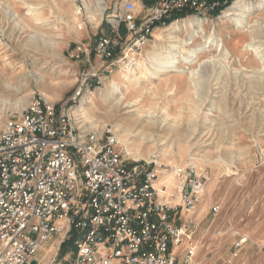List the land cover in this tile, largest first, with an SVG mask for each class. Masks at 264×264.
Returning <instances> with one entry per match:
<instances>
[{
  "label": "rangeland",
  "instance_id": "1",
  "mask_svg": "<svg viewBox=\"0 0 264 264\" xmlns=\"http://www.w3.org/2000/svg\"><path fill=\"white\" fill-rule=\"evenodd\" d=\"M103 2V15L91 20L89 0H0V122L18 117L34 94L59 103L81 89L75 114L88 128L109 131L130 164L155 157L163 165L180 166L193 157L198 167L208 170L209 180L181 244L194 247L189 264H264V63L244 50L254 41L264 62V13L250 23L255 20L261 29L251 26L243 34L219 22L227 8L217 16H194L206 21L204 35L217 30L228 60L209 51L185 64L186 52L203 43L197 39L174 52L175 66L185 68L184 74L150 76L154 49L164 56L170 46L155 42L154 33L170 24H150L143 18L149 1L135 0L137 30L130 34L124 23L117 25L122 0ZM76 8L79 19L71 27L65 13ZM38 16L44 18L42 23L34 19ZM189 28L176 34V45L199 26ZM139 35L147 42L133 54L131 46ZM102 37L116 40L109 44L112 59L107 61L95 56ZM35 38L55 45L53 59L33 49L38 45ZM92 73L100 77L99 85ZM133 76L135 83L123 92L124 103H132V108L109 107L103 99L111 85L128 86ZM83 99L87 110L82 113L78 105ZM63 243L60 236L52 238L36 254L40 264H51L53 258L54 264H64L71 251L65 253ZM181 248L175 264H184Z\"/></svg>",
  "mask_w": 264,
  "mask_h": 264
},
{
  "label": "built area",
  "instance_id": "2",
  "mask_svg": "<svg viewBox=\"0 0 264 264\" xmlns=\"http://www.w3.org/2000/svg\"><path fill=\"white\" fill-rule=\"evenodd\" d=\"M134 1L122 0L117 22L130 34L137 30ZM148 1L143 18L164 25L177 14L205 16L244 0ZM144 36L135 39L133 54ZM115 42L100 38L95 56L112 59ZM92 81L99 85L100 77L92 73ZM81 92L59 103L34 94L18 117L0 122V264H40L36 254L55 236L73 239L64 264H175L208 170L193 158L180 166L155 157L130 164L109 131L90 129L75 114ZM161 175L174 184L158 187ZM188 243L184 264L194 257Z\"/></svg>",
  "mask_w": 264,
  "mask_h": 264
},
{
  "label": "bare ground",
  "instance_id": "3",
  "mask_svg": "<svg viewBox=\"0 0 264 264\" xmlns=\"http://www.w3.org/2000/svg\"><path fill=\"white\" fill-rule=\"evenodd\" d=\"M89 1L93 2L92 7L86 6V10L90 14V19L96 20L97 17L98 19H100L99 17L102 16L105 11V5H104L103 0H89ZM16 4L17 3H15L14 5ZM263 13H264V0H257L255 2L247 3V4H244L238 1L235 4H233L230 8H227L223 12L221 17L219 18V22H221L222 26H225L227 23L231 24L232 26L235 27V30L238 33H242V34L248 33L249 30L252 28L251 26H258L259 30L261 29L262 26L260 27V25H256L255 20L253 21V25H250V23L252 19H255L256 17H258L260 14H263ZM50 15H52V11ZM78 15H80V11L78 10V8H76L75 10L72 9L69 12L67 11L65 13V16H67V19H68L67 22L70 21V23L72 24L71 27H75L74 23L78 21L79 19ZM34 19L38 21L39 23L40 22L42 23L44 21V18L41 16L34 17ZM205 23H206L205 20L192 16V17H189L181 21H174L164 30H156L154 33V41L157 43L168 42L170 46H169V49L165 52L164 56H162L160 53H157L156 48L154 49V52L152 53L154 55L153 57L154 60H152V63H153L152 71H150L149 74L147 75L157 76L161 72L164 74L170 73L173 75L184 74L185 68L175 66L174 62L177 59L175 57L176 55L174 54V52L176 48H183V47L192 45L193 42H195V40L197 39H200L203 43L199 48L189 49L186 52V58L183 59V62L185 64L193 63V61L199 58L200 55L204 54L205 52H209V51H215L216 53L219 54L221 59L226 62V60H228L227 58L229 56V52L225 48L223 40L220 37V34L217 32L216 29H212L208 35H204L203 25ZM193 26H199V29H197V31L192 30L191 34H189V37L186 40L181 41L179 42V44L176 45V43L173 41L175 38H177L176 34H178V32H180L183 27H190L189 29H192ZM251 38L253 39L252 34H251ZM36 40H38V45H35V44L32 45L33 49H35L36 52L37 51L39 53L41 52V54L48 56L50 58L55 56L54 54L55 45L53 43L49 44V42L47 43L46 41H44V39L40 40L39 38ZM254 44H255L254 41L250 42L249 44L245 46L244 50L253 52L255 56L257 57V59L261 61V63L263 64L264 63L262 59L263 57H262L261 51L259 50L260 47H255ZM141 66L143 68L144 64H142ZM190 75H191L190 78L194 80V76L196 75V73L192 72ZM128 80H129L128 86H125L124 84L119 85L116 83H113L111 85L110 90L108 91V94L105 95L103 99L109 107H114L115 109H118V110L132 108L133 106L132 103L131 104L124 103L123 101L124 99L123 92L128 91L129 88L136 81L134 76L128 78ZM1 84L2 82H1V77H0V85ZM86 110L87 108H86L85 100L83 99L80 102V105H78V111L83 113ZM127 131L128 130H123L124 133H127ZM162 152L164 153V151ZM190 158H193V157H189V159ZM163 181L171 185L174 184L171 175H166V176L161 175L157 182V186L159 187V185Z\"/></svg>",
  "mask_w": 264,
  "mask_h": 264
},
{
  "label": "trees",
  "instance_id": "4",
  "mask_svg": "<svg viewBox=\"0 0 264 264\" xmlns=\"http://www.w3.org/2000/svg\"><path fill=\"white\" fill-rule=\"evenodd\" d=\"M219 11L218 12H213L212 15H219ZM192 15L190 13H182V14H177L172 16L170 19L166 20L164 25H160L159 23H156V27H163V26H168L169 24H171L172 22L184 18L186 16ZM63 247L64 252L66 253L67 251H71L73 249V239H70L69 241H66L63 243V245L61 246Z\"/></svg>",
  "mask_w": 264,
  "mask_h": 264
},
{
  "label": "water",
  "instance_id": "5",
  "mask_svg": "<svg viewBox=\"0 0 264 264\" xmlns=\"http://www.w3.org/2000/svg\"><path fill=\"white\" fill-rule=\"evenodd\" d=\"M31 264H36V262L35 261H32Z\"/></svg>",
  "mask_w": 264,
  "mask_h": 264
},
{
  "label": "crops",
  "instance_id": "6",
  "mask_svg": "<svg viewBox=\"0 0 264 264\" xmlns=\"http://www.w3.org/2000/svg\"><path fill=\"white\" fill-rule=\"evenodd\" d=\"M36 259L38 260V258L36 257Z\"/></svg>",
  "mask_w": 264,
  "mask_h": 264
}]
</instances>
